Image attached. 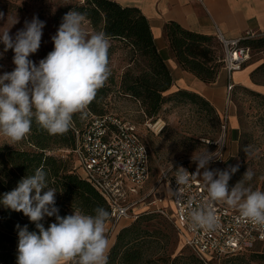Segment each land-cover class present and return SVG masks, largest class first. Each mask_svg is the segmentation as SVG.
Listing matches in <instances>:
<instances>
[{
    "label": "clouds",
    "instance_id": "obj_1",
    "mask_svg": "<svg viewBox=\"0 0 264 264\" xmlns=\"http://www.w3.org/2000/svg\"><path fill=\"white\" fill-rule=\"evenodd\" d=\"M2 19L4 14L0 13ZM85 20L84 13L68 11L51 37L53 50L38 64L29 57L41 46L44 21L33 16L31 21L25 20L24 27L14 36L10 35V28L0 32L3 45L0 57L12 50L15 65L12 71L0 74V136L9 141L7 144L26 138L33 122L51 135L67 133L74 115L82 116L108 81L111 76L109 37L104 31H86ZM245 152L249 154L247 148ZM214 158L215 152L208 149L195 152L192 156L195 173L183 166L175 169L173 177L178 191L180 186L199 179L208 196V204H188L189 227L193 231L218 229L220 221L211 204L223 203L264 230V191L253 190L247 183L253 179L254 172L247 169L229 187L231 176L240 165L210 170ZM57 192L49 186L48 172L40 166L33 174L21 178L13 190L0 196V205L22 212L36 228L29 231L28 225H16V264H108L109 210L97 206L91 214L73 209L71 214L61 216L56 204ZM46 217L55 218L47 227L43 223Z\"/></svg>",
    "mask_w": 264,
    "mask_h": 264
},
{
    "label": "trees",
    "instance_id": "obj_2",
    "mask_svg": "<svg viewBox=\"0 0 264 264\" xmlns=\"http://www.w3.org/2000/svg\"><path fill=\"white\" fill-rule=\"evenodd\" d=\"M73 9L84 13L96 32L104 31L109 40L120 42L130 55V62L118 79L115 80L111 74L85 110L91 116L90 120L95 116L112 114L105 109L106 98L112 87H115L117 93L137 101L149 117L156 116L162 105L171 99L211 107L207 99L190 90L179 89L165 94L172 85V75L156 47L148 19L138 7L123 6L117 0H83L72 5L71 10ZM164 33L173 57L184 71L206 84L216 80L223 58L214 35L189 30L175 21L165 23ZM243 43L251 50H263L264 35L246 39ZM263 70L264 63L251 72V79L260 82L256 75ZM233 88L241 89L250 101L262 106L264 113L263 93L242 85H234ZM237 116L241 125V112ZM89 121L82 123L73 117V123L78 128ZM74 140L72 128L65 134L51 135L33 122L32 130L27 136V142L32 149L0 147V196L13 190L21 178L33 174L37 167L43 166L48 172L49 186L58 191L56 204L61 216L71 214L73 209L89 214L97 206L109 210L104 198L76 171L77 167L71 162L72 158L75 163L73 154H53L55 150L72 147ZM155 217L162 216L155 213L142 215L122 227L110 247L108 264H148V257L151 255L148 247L153 241L151 237H159L160 232L154 229L149 231L143 222ZM54 220V217H46L43 223L47 227ZM17 224L21 227L28 225L29 231H36L35 225L22 212L5 209L0 205V264H16ZM194 262L204 264L197 256Z\"/></svg>",
    "mask_w": 264,
    "mask_h": 264
},
{
    "label": "rangeland",
    "instance_id": "obj_3",
    "mask_svg": "<svg viewBox=\"0 0 264 264\" xmlns=\"http://www.w3.org/2000/svg\"><path fill=\"white\" fill-rule=\"evenodd\" d=\"M81 2L83 0H0V13L4 14V19L0 20V32L10 28L9 33L14 36L24 27L25 20L31 21L33 16L44 21L41 46L37 53L29 57L38 64L40 59L45 58L53 50L51 37L56 34L63 16L71 10L72 5ZM84 28L89 33L96 32L88 20H85ZM214 36L223 58L224 48L217 36ZM2 51L3 45L0 44V52ZM13 55V51L9 50L3 57H0V74L14 69ZM259 58L264 59V49H252L248 61ZM109 62L111 74L114 75L115 80L130 62L128 49L116 40H110ZM223 68L224 61L222 60L220 70H224ZM256 77L264 82V70ZM223 85L218 99L215 102L209 101L211 107L171 99L166 101L159 113L153 117L147 116L137 101L117 93L115 87H112V91L106 98V112L134 124L142 140L147 144L151 164L149 185L163 167L181 164L188 169L192 165L195 168L196 164L192 161L193 154L208 149L210 152H215L216 156L210 163L211 169L225 170L237 164L240 165L239 170L231 176L229 187L234 186L249 169L255 175L247 183L253 190L264 191L263 108L256 102L250 101L249 97L244 96L241 89L234 90L233 88L228 102L229 115L234 112L237 116V113L241 112L242 123L239 124L238 140L231 142L228 139L229 120L225 132H223L221 122L222 113L227 105V81ZM169 92L171 91L165 94ZM74 117L82 123L91 118L86 111L82 116L76 114ZM7 143L9 141L0 136V147L32 149L27 142V137L12 145ZM246 148L249 154H246ZM53 154L60 153L55 150ZM71 162L75 165L72 158ZM76 171L79 170L76 169ZM143 225H146L149 231L154 229L160 232L159 237H151L153 241L148 247V252H151L148 264H195V255L181 243L173 224L167 219L155 217L144 221ZM210 264H264V245L256 246V249L252 251L213 259Z\"/></svg>",
    "mask_w": 264,
    "mask_h": 264
},
{
    "label": "built area",
    "instance_id": "obj_4",
    "mask_svg": "<svg viewBox=\"0 0 264 264\" xmlns=\"http://www.w3.org/2000/svg\"><path fill=\"white\" fill-rule=\"evenodd\" d=\"M216 36L224 48V68L229 73L239 70L251 52L250 47L241 42L254 37V33L246 32L241 38L228 39L218 31ZM233 86L228 81L227 105L221 118L223 132L230 116L228 102ZM71 128L75 139L73 146L57 151L60 155L73 154L81 176L106 201L111 213L106 225L109 241L124 227L123 223L129 224L142 215L155 213L173 224L181 243L204 264L264 245V230L223 203L211 204L220 221L218 229L193 231L187 220L188 204L209 203L202 181L194 179L188 186H180L178 191L173 176L175 169L183 165L174 164L161 168L149 185V150L134 124L106 114L93 117L80 128L72 123Z\"/></svg>",
    "mask_w": 264,
    "mask_h": 264
},
{
    "label": "crops",
    "instance_id": "obj_5",
    "mask_svg": "<svg viewBox=\"0 0 264 264\" xmlns=\"http://www.w3.org/2000/svg\"><path fill=\"white\" fill-rule=\"evenodd\" d=\"M117 1L123 6L138 7L148 19L156 47L164 57L172 75L169 91L190 90L202 95L210 102H215L224 87V82L230 81L233 85L246 86L264 94V82H254L251 79V72L264 63L263 58L254 61L247 59L239 70L231 73L223 68L224 70L219 71L214 82L206 84L179 66L170 51L168 39L164 33L165 23L175 21L184 28L203 34L216 35L219 31L225 38L234 39L241 38L246 32H250L254 33L252 38H257L264 35V0ZM243 41L242 44H244ZM229 127L228 139L235 142L239 138V121L234 112L230 113ZM189 170L195 173L196 166L195 168L193 165L190 166ZM114 240L115 237L109 241L110 247Z\"/></svg>",
    "mask_w": 264,
    "mask_h": 264
}]
</instances>
